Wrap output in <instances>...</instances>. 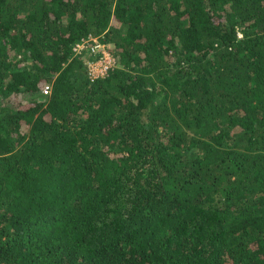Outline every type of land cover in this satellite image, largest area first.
<instances>
[{
  "label": "trees",
  "instance_id": "1",
  "mask_svg": "<svg viewBox=\"0 0 264 264\" xmlns=\"http://www.w3.org/2000/svg\"><path fill=\"white\" fill-rule=\"evenodd\" d=\"M0 264H264V0H0Z\"/></svg>",
  "mask_w": 264,
  "mask_h": 264
},
{
  "label": "built area",
  "instance_id": "2",
  "mask_svg": "<svg viewBox=\"0 0 264 264\" xmlns=\"http://www.w3.org/2000/svg\"><path fill=\"white\" fill-rule=\"evenodd\" d=\"M90 40L92 41L89 43ZM73 50L75 54L84 55V57L86 55L84 63L86 64L87 76L92 80L104 76L115 61L109 44L95 36L82 37L77 40ZM42 91L48 93L49 87H44Z\"/></svg>",
  "mask_w": 264,
  "mask_h": 264
},
{
  "label": "rangeland",
  "instance_id": "3",
  "mask_svg": "<svg viewBox=\"0 0 264 264\" xmlns=\"http://www.w3.org/2000/svg\"><path fill=\"white\" fill-rule=\"evenodd\" d=\"M92 40L88 41L89 43L91 42ZM106 43V42H105ZM109 44V43H108Z\"/></svg>",
  "mask_w": 264,
  "mask_h": 264
}]
</instances>
